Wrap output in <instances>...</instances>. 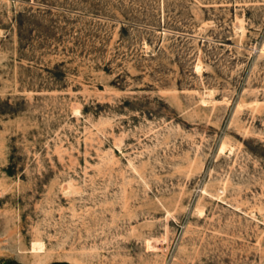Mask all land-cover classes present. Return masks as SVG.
<instances>
[{"label":"rangeland","instance_id":"374dc122","mask_svg":"<svg viewBox=\"0 0 264 264\" xmlns=\"http://www.w3.org/2000/svg\"><path fill=\"white\" fill-rule=\"evenodd\" d=\"M0 264H264V0H0Z\"/></svg>","mask_w":264,"mask_h":264}]
</instances>
